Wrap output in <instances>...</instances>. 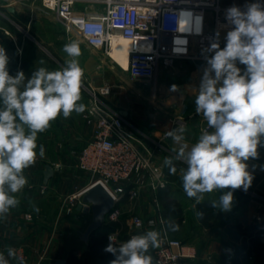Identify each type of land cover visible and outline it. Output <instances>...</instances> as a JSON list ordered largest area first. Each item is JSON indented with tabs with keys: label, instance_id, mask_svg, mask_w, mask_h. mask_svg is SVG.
<instances>
[{
	"label": "clouds",
	"instance_id": "clouds-1",
	"mask_svg": "<svg viewBox=\"0 0 264 264\" xmlns=\"http://www.w3.org/2000/svg\"><path fill=\"white\" fill-rule=\"evenodd\" d=\"M225 19L232 26L226 45L220 48L218 42H212L204 50L214 55L205 56L207 67L195 98V112L203 116L209 130L191 146L185 142L187 129L183 125L166 136L178 145L173 148L176 159L186 165L181 179L187 197L200 203L207 193L230 189L211 203L213 208L228 212L234 190L247 191L254 179L246 162L258 159V147H264V2L246 3L243 10L231 6ZM177 23L180 31L188 30L187 19L179 18ZM199 31L197 28V34ZM63 52L67 57L63 67L50 71L41 66L27 78L23 71L9 74V57L0 46V220H6L20 203L17 194L28 184L24 170L33 166L38 156H45L42 144L37 153L38 134L46 132L61 115L67 119L87 109L81 103L84 69L79 62L80 42L66 43ZM238 63L245 66L243 70ZM170 90L178 88L173 85ZM164 165L170 175L176 174L171 158L166 157ZM33 211L38 214L40 209L33 205ZM203 215L196 213L198 219ZM167 227L178 229L179 225L169 221ZM162 242L160 231L149 230L118 247L110 243L104 251L115 256L110 264H153L149 250L159 248ZM5 251L7 258L0 252V264L17 259L14 248Z\"/></svg>",
	"mask_w": 264,
	"mask_h": 264
},
{
	"label": "crops",
	"instance_id": "crops-1",
	"mask_svg": "<svg viewBox=\"0 0 264 264\" xmlns=\"http://www.w3.org/2000/svg\"><path fill=\"white\" fill-rule=\"evenodd\" d=\"M252 2H255V0H221L224 6L231 7L235 5L240 8H244L246 3ZM0 7L2 12L6 9L9 14H19L15 0H0ZM11 8L13 11H10ZM225 37L226 35L222 38L220 48L226 45ZM20 52H22V49L18 48L16 56H19ZM91 52L90 57L86 60V71L90 73L88 74L87 82L92 89L101 88L106 84L103 79H97L102 69L92 68L96 59H99L98 52L101 53V51L94 49ZM48 55L55 59L50 52H48ZM178 61L191 62L196 66L192 68V78L185 77L181 81L182 84L179 86V92H173L168 96H161L160 98L155 95L160 89L162 90V87L168 90L172 87L167 83L166 79L160 78V73L162 71H171V67L162 69L158 73L157 80L149 84L155 90L154 97L148 98V101L144 103L133 102L129 104L128 108L123 107V109L119 110H127L128 114L125 117L131 120L144 136L150 138V142L152 140L160 142L162 147L160 150H157L158 156L163 161L166 157L171 158L173 166L177 168V172L175 175H170L169 167L164 165L167 185L157 191L144 186L138 189L139 191L136 195H131L130 190L134 191L138 188V184L146 182L147 179L145 177L138 184L135 181L121 183L119 187L121 188L122 195L115 207L119 212V218L115 221L106 220L99 231L103 232L104 227L110 222L118 223L116 229L108 233L117 234L116 241L112 242V244L118 247L130 239L131 234L134 232L131 226L132 216L138 215L145 220L155 218L158 222L162 218L164 225L159 223L155 226H146L138 232L144 234L149 230H157L161 233L165 231L170 237L179 239L194 247L196 256L184 260L183 264H262L264 261V251L259 252L256 250L254 252L250 241L251 238L260 235L259 240L263 243L264 247V147H258V159L250 158L246 162L248 164V171L252 173L254 179L247 191L243 189L234 190L231 210L224 212L218 207H212V214L206 222L198 219L196 216V213L199 211L198 203H196L194 198L187 197L182 187L181 169L186 168V165L176 159V153L173 151V148H178V145L170 137H167L166 133L180 127L182 124L175 123L176 120L180 119L184 122L183 126L187 129L183 134L185 142L189 146L197 142L200 136L199 129L203 116L195 112V98L198 94V85L201 83L203 71L207 66L198 68L197 62L200 61L189 59ZM24 65L22 62L16 61L12 67L18 70L19 67H24ZM237 66L242 70L245 67L239 63ZM94 82L96 83L95 85ZM83 120L84 125H82L81 130L76 131V137L82 139V148L92 137L93 133V126L85 118ZM55 121L52 122L51 127L46 132H43V134L52 136L57 129H67L70 127V124L67 122L64 123L65 125H62L60 122L55 123ZM47 165L53 167L54 173L45 182ZM57 168L58 166L54 164H40L36 162L33 166L24 170L28 184L17 194L20 203L10 211L6 220H0V252H4L7 258L5 251L7 247L15 248L20 244H24L28 255V264H55L58 260H64L65 264H76L72 262L71 255L79 259L78 264H83L85 259L90 258L99 259L104 262L114 260L115 256L112 253L104 251L110 244L107 241L108 234L106 235V246L96 254L92 250V246L95 244V237L99 233L96 231L94 236H90L89 241L82 239V234L91 219L90 211H79L77 209L78 203L70 214L65 213L61 209L64 201L77 192L69 196L63 195L59 197V201L54 207L55 214H59L55 222H53L54 220L52 222L47 221V216L40 211L38 214L32 213L29 207L34 201L39 200L44 194H50V192H42L41 188L47 186L48 189H51L54 179L60 178ZM90 182L91 180L87 185ZM228 190L230 189L207 193L204 196V200L200 203L207 202L211 205L213 200L218 202L220 196ZM165 192L166 195L164 196ZM169 200L176 201L181 208L180 215L175 218L170 216L173 214L171 211L169 212L165 209V203ZM53 217L55 218V215ZM169 221L173 225H179L178 229L166 228V223ZM236 226L247 229V234L237 237ZM249 249L252 250L251 255H248L247 251ZM153 253L154 249H150L149 254L153 257V264H155ZM10 264L20 263L15 259L11 260Z\"/></svg>",
	"mask_w": 264,
	"mask_h": 264
},
{
	"label": "built area",
	"instance_id": "built-area-1",
	"mask_svg": "<svg viewBox=\"0 0 264 264\" xmlns=\"http://www.w3.org/2000/svg\"><path fill=\"white\" fill-rule=\"evenodd\" d=\"M41 5L55 15L68 35H78L88 47L101 51L109 61H112L110 52L114 43L125 40L129 49L126 72L145 85L155 82L158 73L171 67L176 60L206 61L205 56L214 53L204 50L212 42L220 45L223 36L232 28L225 19L229 6L222 5L221 0H41ZM196 17L202 20L197 22ZM179 18L189 21L187 31L178 29ZM108 91L104 85L100 91L93 89L91 92L92 99L84 117L93 126V133L80 151L76 165L90 176L91 182L64 201L61 209L67 214L73 212L82 195L96 183H101L116 202L121 199L119 185L123 182L138 184L147 177L136 190H130L131 195H136L140 187L148 186L157 191L167 185L164 162H160L157 153L162 145L155 140L150 142L131 120L100 97ZM175 123L184 124L180 119ZM206 130L209 129L202 117L199 132ZM47 189V186L41 188L42 192ZM118 218L119 212L114 208L106 220ZM159 223L164 225L162 218L158 222L155 218L145 220L134 215L131 236L140 234L138 231L146 226ZM161 234L163 242L154 249L155 264H183L184 260L196 256L191 245L170 237L165 231ZM116 235L108 234L107 241L115 242ZM25 248L24 244L14 248L19 263L21 260L27 263Z\"/></svg>",
	"mask_w": 264,
	"mask_h": 264
},
{
	"label": "rangeland",
	"instance_id": "rangeland-1",
	"mask_svg": "<svg viewBox=\"0 0 264 264\" xmlns=\"http://www.w3.org/2000/svg\"><path fill=\"white\" fill-rule=\"evenodd\" d=\"M15 3L19 14H9L6 9L3 10L4 13L0 14V46L5 48L6 54L9 57V64L7 66L9 74L15 76L18 71H23L26 77L30 78L32 72L41 66L46 67L50 71L57 70L64 66V61L67 58L63 52V46L72 40H77L80 42L82 52L79 62L84 69L81 103L88 106L91 102V92L94 88L92 89L87 82L88 74L90 73L86 71V60L94 49L88 47L78 35H68L64 26L56 19L55 15L43 8L41 0H15ZM18 48H21L22 52H20L21 54L19 53V56H16ZM48 52L55 59L50 57ZM98 58L92 68L102 69L97 79H103L106 83L105 86L109 90L107 93L100 94V97L117 110L123 109V107L128 108L129 104L133 102L144 103L148 101V98L155 95L160 98L161 96H168L173 92H179V86L182 84L183 78H192V68L196 67L191 62L174 61L171 66L172 70L167 72L162 71L160 78L166 79L170 86L176 85L178 90L171 91L162 87V90L160 89L154 95L155 90L152 89V86H147L132 79L126 71H123L116 63L109 61L100 52H98ZM41 60L44 61L43 65L40 64ZM16 61L25 64L24 67H19L18 70L13 69L12 65ZM205 66H207L206 61L197 62L198 68H204ZM95 90L100 91V88L97 87ZM85 112L80 115L73 113L67 119L63 118L62 115L58 117L55 123L60 122L63 125L67 122L70 124V127L67 129H57L52 136L43 133L38 134L37 153L39 145L42 144L45 148V156L43 158H39L38 156L36 162L58 166L57 171L60 177L54 179L51 189L46 190L45 193L50 192V194L42 195V199L35 200L29 207L32 213H36L33 211V205L38 207L40 212L47 216V221L52 222L54 220L53 222H55L58 219L59 214H55L54 207L58 203L60 196H69L78 192L91 180L87 173L80 171L76 166L78 155L82 148V139L76 137V131H80L82 125H84ZM162 161L161 159L160 162ZM147 188L149 187L147 186ZM54 215L55 218L53 217ZM103 262L99 259L90 258L85 259L83 264H101Z\"/></svg>",
	"mask_w": 264,
	"mask_h": 264
},
{
	"label": "water",
	"instance_id": "water-1",
	"mask_svg": "<svg viewBox=\"0 0 264 264\" xmlns=\"http://www.w3.org/2000/svg\"><path fill=\"white\" fill-rule=\"evenodd\" d=\"M10 11H13L11 8ZM123 115H127V111H121ZM54 169L51 165L46 166L45 182L53 175ZM116 201L107 189L101 184L96 183L89 187L82 195L77 205L79 211L91 212V219L82 234V239L89 241L90 236L101 228L105 222L107 215L116 207ZM55 264H65L64 260H58Z\"/></svg>",
	"mask_w": 264,
	"mask_h": 264
},
{
	"label": "trees",
	"instance_id": "trees-1",
	"mask_svg": "<svg viewBox=\"0 0 264 264\" xmlns=\"http://www.w3.org/2000/svg\"><path fill=\"white\" fill-rule=\"evenodd\" d=\"M163 195L165 196L166 192ZM197 206H198L199 212L204 213L203 218H201V221L206 222L212 214L211 213L212 206L207 202L198 203ZM165 209L167 211H169V212L171 211L173 213L172 215H170L171 217L173 216V218L177 217L181 213V208H180L179 204L174 200L166 201ZM117 226H118V223L110 222L104 227L103 232L99 231V230H101V228H99L97 230V233H99V234L98 235L96 234L97 236L95 237V244L92 246V250H94L95 254L98 253L99 250L103 249L106 246V235L109 232H112L114 229H116ZM236 228H237V232H236L237 237H241V236L247 234L246 233L247 229H243L239 226H236ZM94 233L92 234L93 236L95 235ZM259 236L260 235H257L256 237L251 238V241H250L253 245V248H254L253 251L254 252H256V250L259 252L264 251L263 243L260 242ZM247 252H248V255L252 254V250H250V249ZM71 259H72V262H75L76 264H78L79 259L77 257H74L73 255H71ZM108 261H112V260H108ZM108 261H105V262H108Z\"/></svg>",
	"mask_w": 264,
	"mask_h": 264
},
{
	"label": "bare ground",
	"instance_id": "bare-ground-1",
	"mask_svg": "<svg viewBox=\"0 0 264 264\" xmlns=\"http://www.w3.org/2000/svg\"><path fill=\"white\" fill-rule=\"evenodd\" d=\"M128 44L125 40H120L114 43L112 50L110 52L111 60L113 63H116L123 71H126L128 68Z\"/></svg>",
	"mask_w": 264,
	"mask_h": 264
}]
</instances>
